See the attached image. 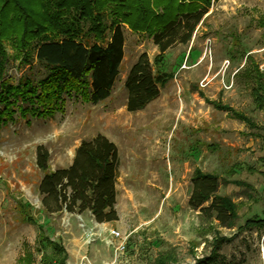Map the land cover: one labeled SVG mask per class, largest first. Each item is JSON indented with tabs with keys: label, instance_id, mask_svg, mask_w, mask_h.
<instances>
[{
	"label": "rangeland",
	"instance_id": "obj_1",
	"mask_svg": "<svg viewBox=\"0 0 264 264\" xmlns=\"http://www.w3.org/2000/svg\"><path fill=\"white\" fill-rule=\"evenodd\" d=\"M262 15L264 0H210L191 40L166 51L160 69L168 78L157 97L133 112L125 107L126 72L143 51L152 61L157 48L148 32L123 24L124 56L106 99L92 103L77 91H63L52 114L16 110L1 122L0 264H16L26 251L32 252L31 264H42L43 253L58 264L57 255L37 243L38 225L63 244L65 264H160L166 252L173 254L166 264L207 256L208 264H264V224H245L264 217V113L255 108L244 73L250 58L264 71ZM3 43L1 87L3 80L16 85L46 74L33 56L22 59L9 41ZM206 99L248 115L256 126ZM97 133L116 144L121 159L118 220L99 223L89 213L44 212L37 190L43 173L68 165L80 140ZM39 144L49 151L46 170L35 162ZM196 167L219 177L217 194L236 212L229 226L189 207ZM22 209L37 224L25 221ZM111 229L122 233L123 249ZM215 238L219 247L211 257Z\"/></svg>",
	"mask_w": 264,
	"mask_h": 264
},
{
	"label": "trees",
	"instance_id": "obj_2",
	"mask_svg": "<svg viewBox=\"0 0 264 264\" xmlns=\"http://www.w3.org/2000/svg\"><path fill=\"white\" fill-rule=\"evenodd\" d=\"M210 0H0V78L6 62V47L11 46L22 59L34 57L46 67V74L33 81L25 77L16 85H0V123L10 119L18 110L35 115L52 114L62 102L61 93L77 91L92 103L106 99L111 92L124 56L123 24L133 31L148 32L157 48L153 60L141 52L128 68L123 86L128 111L143 109L157 97L168 73L160 69L166 51L187 44L207 13ZM264 24V15L259 17ZM244 73L250 81V92L256 109L264 113V71L249 59ZM212 105L230 113L248 126H256L248 115L219 100ZM27 102V105L24 103ZM48 149L36 146L35 162L47 169ZM120 158L116 144L106 135L97 133L81 139L73 150L71 162L45 171L37 190L42 210L82 213L89 211L99 223L118 220L116 183ZM190 208L199 210L206 220L214 219L229 226L236 217L230 200L217 194L219 177L195 168L191 177ZM25 221L37 224L36 219L22 209ZM246 225L264 224V217H251ZM219 238H215L210 256L216 254ZM36 241L49 247L65 264L68 253L60 241L48 237L38 225ZM209 256V257H210ZM42 264H52L42 254ZM173 254L158 257L166 264ZM207 257H197L192 263L208 264ZM32 252L26 251L16 264H31Z\"/></svg>",
	"mask_w": 264,
	"mask_h": 264
},
{
	"label": "built area",
	"instance_id": "obj_3",
	"mask_svg": "<svg viewBox=\"0 0 264 264\" xmlns=\"http://www.w3.org/2000/svg\"><path fill=\"white\" fill-rule=\"evenodd\" d=\"M110 234L113 235L114 237H117L118 239H122V240H120L119 245L117 246V248L120 247V249H123V247H124V244H123L124 238H123L122 233L119 230L111 229L110 230Z\"/></svg>",
	"mask_w": 264,
	"mask_h": 264
},
{
	"label": "crops",
	"instance_id": "obj_4",
	"mask_svg": "<svg viewBox=\"0 0 264 264\" xmlns=\"http://www.w3.org/2000/svg\"><path fill=\"white\" fill-rule=\"evenodd\" d=\"M119 158H120V156H119ZM72 159V158H71ZM71 162V161H70ZM120 166H121V159H120V164H119V171H120ZM118 177H119V175H118ZM118 179V178H117ZM116 186H117V183H116ZM117 189V188H116ZM116 200H117V196H116ZM115 207H116V204H115ZM117 210V209H116ZM82 213H89L90 215H91V213L89 212V211H84V212H82Z\"/></svg>",
	"mask_w": 264,
	"mask_h": 264
}]
</instances>
